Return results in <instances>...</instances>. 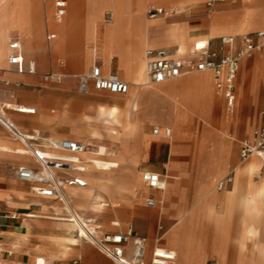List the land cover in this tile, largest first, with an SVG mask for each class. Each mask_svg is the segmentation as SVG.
<instances>
[{"label":"crops","instance_id":"1","mask_svg":"<svg viewBox=\"0 0 264 264\" xmlns=\"http://www.w3.org/2000/svg\"><path fill=\"white\" fill-rule=\"evenodd\" d=\"M206 2L207 0H151V5L171 8L174 12L168 16L156 18L151 24L148 38L146 37V33L142 32L139 37L134 39V46L130 51L128 48L123 47V45H116L114 47H103L102 45L103 59L97 55L98 57L94 61L91 45L93 43L96 45L100 43L98 29L96 30L95 27H93L92 40L89 43L90 61L88 69L91 65L97 63L101 66L103 74L116 73L122 80L128 82V92L120 95H126L130 91H134L139 95V100L144 110L141 106L137 108L138 120L133 124L134 127H142L144 133L151 136L148 127L151 123L156 124V122H151L149 118L156 119V116L152 115L155 111H162L164 114L161 119L164 124L162 126L156 124L154 127H159L161 134L157 136L164 137L165 140L151 136L149 146L142 147L143 145L137 136H132L129 139L126 138V140L123 139L121 144L116 139L118 149L121 147V150L115 170L101 171L90 167L85 171L82 168L80 171H74L73 174L82 178L85 184L83 186H67H76L78 192L75 195H79L84 199L88 198L93 203L97 200L116 202V206L109 204L104 206L100 211L89 210L87 212H90L93 215L90 217L93 218L101 215L104 217V215L106 216L105 211L107 209L118 208L116 213L118 221L113 220L117 225H113L112 221L108 223L109 218H105L103 222L107 229L104 230V227L101 225V231L126 232L131 228L134 237L139 236L144 239L143 264H151L152 252L157 247L175 252V260L168 264H207L210 260H214L216 264H219L215 259L217 257V250L214 248L211 234L197 232L199 228H196V226H200V229H203V226L208 224L203 217L195 213L197 205L207 204L212 197L213 204L218 213L217 217L220 218L227 207H232L236 203L235 194L240 189L241 192L250 198V206L264 207V167H261L260 159L255 155L243 161L240 159L241 141L249 138L252 131L262 124L261 107L264 105V47L252 51L240 60L241 64L244 58L251 57L255 51H259L261 54L255 56L254 66L251 64V68L254 69V75L250 81L243 85V90L239 92V96L237 97L239 65L235 79V102L231 109L228 108L223 97L215 94L212 73L210 71H203V73H210V82L213 95L216 98V105L218 104V100H221L224 106L223 110L236 113V118L238 116L239 98L248 95L252 105H254L262 95L258 123L252 127L246 136L239 140L237 156L233 152L225 154L219 151H215L213 155L197 154L193 153V151L192 153H184L186 148L182 142H185L191 136L188 132L176 134V131L178 129L182 130L184 127L186 129L189 128L192 120H196L200 124L202 123L198 117L190 118L188 115H186L188 120L184 122L183 127L176 128L173 132L178 139L176 142L181 146L171 154L166 139L172 137V128L167 124L168 118L166 113L172 107V98L166 93H156L154 90L143 85L146 83L144 50L148 47L164 48L173 56L188 57L189 55L186 54H177L179 45L192 46L193 49L205 46L211 50H216L220 44V37L229 35L233 38V42L228 45V49L230 52H235L239 49L240 39L244 35L250 36L254 43L259 42L255 34L257 31L264 29V0H223L215 2L210 9L207 8ZM51 3L54 10L53 0H51ZM140 3L142 12V9L148 3L147 0H141ZM68 6L69 0H67L66 14L59 23L53 20L52 10L50 22L57 25L61 24L68 13ZM108 8L114 12V20L109 24L103 23V25L114 23L116 18L114 7L109 6ZM105 10L101 14L102 21ZM152 20L154 19H149L146 16L145 21H142L146 24ZM120 23L110 28L109 32H118L120 31V27H122L121 34L123 35L126 26L123 23L120 26ZM45 29L46 41L51 42L57 39V32L49 28L46 20ZM50 32H55L56 38L48 40L47 35ZM184 34L188 36H183ZM37 36V32H33L31 38L34 39ZM15 39H18L20 42V51L24 63L29 59L35 61L36 74H29L27 72L17 73L15 67L8 63V56L7 59H0V102L4 100L2 103L14 102L22 104L34 111L32 113L18 112L8 108L6 109V115L7 110H10L8 112L10 117H8L21 132L37 133L40 136V140L36 143L37 147L40 150L52 153V155L66 157L68 154L52 150L49 147V138L57 140L69 138L84 142L89 146L85 140L71 137L72 135H76L75 132L62 134L57 129L76 128V120L78 118L77 99L83 97L91 100L90 97L85 95L94 96L96 95L95 91L104 90L90 89L88 93H80L77 90L76 78L80 73H56L60 72L61 65L64 63L58 57V54L61 52L54 55V59L49 51L37 50L32 52L33 56L40 63V70L42 72H39L36 59L24 56L20 41L22 38L19 36V38L15 37ZM146 42L151 43L147 45ZM45 54H49L51 59L54 60H50L46 71L47 64L45 65L43 61ZM245 64L250 65V59L244 60ZM48 72H52L58 75V77L60 76V79H44L42 75ZM197 73L182 75L173 80ZM61 76H72L76 79V84L73 85V81L70 78L62 82ZM53 81L62 82L57 87L67 90L73 89L75 93L56 94L52 90L54 85L51 83ZM94 101L96 108V104L100 102ZM122 101L123 99L119 101V105H121ZM100 104L106 106L112 105H107L109 103L106 102ZM66 105L68 107L65 108ZM214 107L210 110V113L213 112ZM224 123L228 124L231 122ZM87 126L88 124L86 125L83 121H80V125L78 126L85 129V135L88 131ZM91 127H93L92 124ZM224 127H227V125ZM166 128L171 129L169 137L163 134ZM211 128L216 129L214 127ZM204 132L205 130H203L202 126L201 135ZM105 137L108 138L106 134ZM196 140H194V144ZM162 143H166L168 146L166 156H163L162 159L159 158L158 163L150 162L151 157L155 158L156 155L160 157L161 151H159V145ZM19 146L24 147L17 138H14L0 124V264H116L94 244L76 239L73 235L75 229L71 217L57 203L59 199L38 195L31 189L29 183L17 178L16 169L19 166L36 167L37 165L29 153L17 152V147ZM93 156L92 160H95ZM138 156L144 158H141L137 162ZM81 162L78 160L79 166H83L84 162ZM166 163H171L169 172L172 178H169L167 175ZM146 170L155 171L165 178L166 186L163 191L150 188L142 179V172ZM229 173L232 174V182L220 190L217 189L216 183ZM142 183L146 189L143 188ZM67 187H65L63 196ZM200 187L203 189L201 191L205 196L203 195L204 198L196 204ZM212 188H214V193L206 194ZM119 190L122 191L121 195L118 194ZM165 191L164 197L163 193ZM70 194L73 193L70 192ZM148 198H153L155 205L148 206L146 204ZM60 201L62 202V200ZM49 213L52 215H49ZM58 214H66L68 217L57 216ZM108 224L112 228H108ZM257 232L259 236L264 237V229L260 227ZM231 253L233 251L227 248L229 258L231 257ZM132 255L133 245L130 239L125 244L124 256L127 259H131ZM218 255L220 256L219 251ZM254 264H264V254L257 253Z\"/></svg>","mask_w":264,"mask_h":264},{"label":"rangeland","instance_id":"2","mask_svg":"<svg viewBox=\"0 0 264 264\" xmlns=\"http://www.w3.org/2000/svg\"><path fill=\"white\" fill-rule=\"evenodd\" d=\"M4 1L5 0H0V36H4L3 44L0 45L1 56H2L3 52H8V53L10 52L8 49V41L12 38H15V37L19 38V36H20L22 38V40H20L21 45H22V49L24 52V56L26 58H35L36 61L38 62V59L35 56H33V54H32V52L37 51V50L49 51V53L53 57V59L55 57L54 55H56L58 52H61L58 54V57H60L64 63H63V65H61V70H59L60 72H56L58 74L81 73V72H86L88 70V65H89V61H90L89 43L92 40L93 27H94L95 23H97V26H98V34H99V40H100V43H97L98 45H97V51L96 52H97L98 56L102 55V51H101L102 45H103V47H105V46L114 47L116 45H123V47L128 48L130 51L131 48L134 46V42H135L134 39L139 37V35L142 34V32L146 33L147 38L149 36V32L146 29V25L150 21L147 22L146 24H144L143 21H145V18H146L145 11H146L147 7L149 5H151V3L147 4L146 7H144L142 9V12H141V8H142L140 5L141 0H121L122 4L126 7L127 17L126 18L125 17L122 18V16L120 17L118 11L114 8L116 18H115L114 23H112L110 25H103V21L101 19V14H102V11L104 9H110L108 7L112 6L111 5L112 0H107L106 4L101 8L99 15L94 20L95 23H94V21H91L90 25L84 26L83 17H82L83 15L81 14L82 12H79V9H77L74 12L70 11V14L67 13V19L66 20H68V21H66V25L64 26L65 37L63 35L62 26H60L59 24L57 25V24H53V23L48 25L49 28L54 29L58 34L57 35L58 40L56 39V40H53L51 42H48L45 40V38H46L45 37V34H46L45 20L47 18L48 19L51 18V14H52V10H53L51 0H48L49 4H50V11H49L48 15L45 16L43 10H41L42 14L37 18V24L40 27L35 26V25L33 26V24L31 25V23H30L29 25L27 24L26 26H24L22 28L19 24L14 23L15 22L14 20L16 19V17H12V14L10 15V13H8V10L5 9V6L3 5ZM9 1L11 2L12 6L16 7L18 0H9ZM27 5H28V7L30 5L28 3V1L23 3L22 6L27 7ZM28 7H27V9H28ZM167 9H171V8H167ZM70 17H71V20H70ZM141 17H142V19H141ZM154 20H156V19H154ZM154 20H152V21H154ZM119 22H121L120 26L122 23L124 24V26H126L125 31L123 32V35L121 34L122 27H120V31L110 33L109 29L112 28L113 26L117 25ZM38 30H39V33L37 34L38 36L36 38L32 39L31 36L33 35V32L36 33V31H38ZM191 47L192 46L187 47L186 50L188 51L189 48H191ZM85 54H86V58H85ZM256 55H261V54L259 51H255L251 57H246L241 61L240 69H239L238 76H237V90H236L237 91V97L239 96V92L241 90H243V85L246 84L248 81H250L254 75V69L251 68V64L254 66V58ZM74 58L80 59V61L82 62L81 65L75 66L72 62H70L71 60L73 61ZM1 59H3V58H1ZM4 59H6V58H4ZM53 59H51L49 54L44 55L43 61H44L45 65L47 64L45 71L48 69L50 60H53ZM247 59H250V65L249 64L244 65V60H247ZM84 63H85V66L83 67ZM54 70L56 71V69H54ZM38 71L42 72L40 70V63L39 62H38ZM202 73L203 72H198L197 74H202ZM188 77L189 76L184 77V78H180V79H176V80H173L170 82H158V83H146V84H144V86H149V89L154 90L156 93H166V94L170 95L172 98V107L170 109L172 111V113H171V116L169 117V122H167L169 127L172 128V137L166 139L167 143L169 144L170 153L173 154V150L176 148V146H179V147L181 146L180 144L178 145V143L176 142V140H178V139H177L175 133H173V132L176 130V128H181L184 125L183 121L185 122L188 120L185 117L186 115H188V117H190V118L195 117V116L198 117L200 119V121L203 123V125H202V123L201 124L198 123L196 120H192L189 128L186 129V127H184L182 130L178 129L176 131V134H185L188 132L191 136V138L187 139L185 142H182V144H184L185 148H186V151L184 153H192V151H193V153H197V154L201 153V154L213 155V153L215 151H219V152L225 153V154H228L227 151H230L229 153L233 152L237 156L238 147H239V140L242 139L244 136H246L249 133V131L252 129V127L258 123L259 108H260V104H261V100H262V95H261V97H259V100L254 105H252V102L248 98V95L239 98V105H238V109H237V112H238L237 118H236V113H233V112L230 113V112L223 110L224 106H223V102L221 100H218L217 105H216V100H213V102H211L209 104L210 110L213 109V107L216 105L214 107L213 112L210 113V111H208V109L206 108V105H204L199 100H194L192 98V97H194V98L196 97V95H194L195 93L192 95V97L190 96V98H188L187 93L184 91H166L163 88L164 85H170L171 83L176 82V81H183V80L186 81V78H188ZM61 78H62V82H64L65 80H68L70 78L73 81V85L76 84V79L73 78L72 76H66V77L61 76ZM62 82L58 83L57 81H53L51 83L52 85H54L52 87V90L56 94L60 93V95H65L64 93H67V94L68 93H71V94L75 93V91L73 89L67 90V89H61V87H57L60 84H62ZM211 92L213 93L212 90H211ZM76 94L83 95L80 93H76ZM95 94L96 95H94V96L93 95L92 96L85 95V96L90 97L91 100L87 99V98H83V97H79L77 99L76 106H77V110H78V112H77L78 118L76 120V123H77L76 128H72V129L59 128V129H57V131L61 132L62 134H68L69 132H75L76 135H72L71 137L84 140L85 139V129L79 128L78 126L80 125V121L84 122L83 116H84L85 110H87L90 105H95L94 100H96L100 103L106 102V103H109L107 105H110V104L114 103V101L117 99L120 101L122 99L125 100L126 98L134 97V95H136V97L138 96V94L135 93L134 91H130L126 95L112 94V93H109L107 91H95ZM92 99H94V100H92ZM118 100H117V102H119ZM7 103H9V102H7ZM10 103H14V102H10ZM140 106L144 110L142 103L139 100L138 107H140ZM66 107H68V106L66 105L65 108ZM9 111L10 110H7V116L10 117V115L8 113ZM143 112H142V114H143ZM209 113H210V115L208 117ZM152 115H153V113H152ZM207 118H208V120H207ZM134 119L136 121L138 120L137 111L134 113ZM149 119L151 120V122L152 121L156 122V124L158 126H162L164 124V122H162L161 120H159L157 118L156 119L149 118ZM224 122H226V123L231 122V123L225 124ZM207 123L209 126L214 127L216 129L209 127L207 125ZM156 124L151 123L148 127V131L151 133V136H154L153 127L156 126ZM225 125H227V127H224ZM202 126H203V130H205L203 135H201L202 134ZM217 129H219V130H217ZM120 133L121 134L118 138V142H120L119 144L122 143L123 139L126 140V138L129 139L132 136L138 137L141 144L143 145L142 147H147V143H150V137L151 136L148 134H145L144 131L142 130V127H139L137 129L132 130V128L130 126H128L126 129H120ZM46 135H44V136H46ZM198 136H200L199 139H197ZM154 137L161 138V139L165 140L164 137H158L157 135H155ZM231 137H232L233 141H231L232 140ZM194 140H196L195 144H194ZM118 142L116 141L115 143H112L111 141L104 139V141L102 142L103 150L95 153L93 156V158L95 159V160H93V162L97 164L99 170H101V171H112V170H115L117 168L118 156L120 155V150H121V147L118 149V145H117ZM143 142H146V143H143ZM232 142H233V144H232ZM231 144H232V147H231ZM193 147H194V149H193ZM159 148H160L159 151H161L160 157L158 155H156L155 158L151 157L152 160L150 159V162L158 163L159 158L162 159L163 156H166V154L168 152L167 144L162 143L159 145ZM109 149L113 150V154L110 155L106 152V150H109ZM52 150L57 151V152H62V151H59L57 149H52ZM141 150H140V152H141ZM85 152H86V150L84 152H82L79 156H82ZM141 158H144V157L138 156L137 162H139V160ZM160 162H161V160H160ZM166 168H167L168 177L172 178V175L169 172V170L171 169V163H166ZM142 185H143V188H145L143 183H142ZM201 190L203 191V189L200 187L199 192H202ZM212 190L208 191V194L209 193L213 194L214 188H212ZM165 194H166V191L163 193L164 197H165ZM105 199H106V197H105ZM211 199H212V197H211ZM212 200L210 201V206L215 207ZM57 202L61 203V205H62V202L60 200H58ZM195 203L196 204L199 203V200L197 199V201ZM111 206H116V202H113V204ZM198 206H200V204L197 205V207ZM62 209L65 210L63 207H62ZM117 211H118V208L107 209L105 211L106 216L104 215V217L103 216H99V217L94 216V217L96 218L97 222L100 223L104 227V230H106L107 228L104 225L103 219L109 218L108 223L110 221H113V220L118 221V219L116 218ZM84 213H85L84 215L93 216L90 212H84ZM49 215H52V214L49 213ZM198 215L203 217L207 221L206 217L203 214H198ZM57 216L68 217V215H66V214L65 215L64 214H58ZM207 223H208V221H207ZM108 228H112L111 225H109ZM196 228H199L197 230V232H204L205 234L206 233L212 234V230H213L209 223L207 225H204L203 229H200V226H196ZM222 239H224V242H225V245H224L225 251L224 252L227 254V248L228 249L232 248L231 250L234 252V248H233V245L231 243L230 238H226L224 235ZM225 246H226V249H225ZM218 251H219V249L216 251L217 257L215 258L217 261L220 260V257L218 255ZM233 256L235 257L234 264L236 263L235 261H237L236 264H240L238 262L242 260V256L241 255L238 256L239 258L236 257L234 254H233ZM218 263H219V261H218Z\"/></svg>","mask_w":264,"mask_h":264},{"label":"built area","instance_id":"3","mask_svg":"<svg viewBox=\"0 0 264 264\" xmlns=\"http://www.w3.org/2000/svg\"><path fill=\"white\" fill-rule=\"evenodd\" d=\"M218 1L223 0H207V8L210 9ZM53 5V20L59 23L66 14L67 0H53ZM173 12L172 9L150 5L147 7L145 14L149 19H156L160 16H168ZM103 17L104 22H109L112 19V14L110 11H105ZM255 35L259 39L258 43H254L250 36L244 35L240 39L239 49L235 52H230L228 49V45L233 42V38L229 35L220 37V44L216 50H211L205 46L195 47L188 57L173 56L164 48L148 47L144 50L148 80L151 83H158L195 71H210L214 79L215 94L223 97L228 108L231 109L235 102V79L240 60L252 51L264 47V29L257 31ZM54 38H56L55 32L48 33V40ZM8 48L10 50L8 63L15 67L17 73L36 74L33 59H29L24 63L18 39H11ZM42 76L46 80L60 79V76L57 77L52 72L45 73ZM76 78L77 90L80 93H88L90 89H95L113 94H125L129 89L128 82L122 80L116 73L103 74L101 66L97 63L91 65L86 72L78 74ZM6 109H8V106L0 102V124L24 145L26 151L37 164L36 167L19 166L16 169L19 180L29 183L36 194L59 200L63 198L65 187L71 185L83 186L85 184L82 178L73 174L76 170H82V167L78 165L77 158L87 148L84 142L69 138L49 141L51 149H57L68 154L66 157L51 155L37 147L36 143L40 140L37 133H21L14 122L6 115ZM12 109L18 112L32 113L34 111L33 109L27 111H23L21 108ZM261 115L262 124L252 131L249 138L241 141L240 159L243 161L255 155L260 159L261 167H264V105L261 107ZM153 133L159 134V128L154 127ZM163 134L169 137L171 129L166 128ZM141 177L150 188L157 191H163L166 186L165 178L155 171L146 170L142 172ZM231 182L232 174L229 173L216 183V188L220 190ZM146 204L153 206L155 200L148 198ZM79 222L83 226V232H73L77 240L94 244L116 264H143L144 239L139 236L134 237L131 228L126 232L101 231V224L90 216H84L82 220L79 219ZM111 223L117 225L114 221ZM130 239L133 245V255L131 259H127L124 256V248ZM175 258L176 254L173 250L157 247L152 252L151 264H168L173 262ZM207 264H216V262L210 260Z\"/></svg>","mask_w":264,"mask_h":264},{"label":"bare ground","instance_id":"4","mask_svg":"<svg viewBox=\"0 0 264 264\" xmlns=\"http://www.w3.org/2000/svg\"><path fill=\"white\" fill-rule=\"evenodd\" d=\"M26 1H28V3L30 4L29 7L27 5L28 9L26 6H22L23 3H25ZM106 2L107 0H82V1L81 0H69L68 13L70 14V11L74 12L77 9H79V12H82L81 14L83 15L82 17H83L84 26L90 25V22L96 19V17L99 15L101 11V8L106 4ZM147 3L150 4L151 0H147ZM3 5L5 6V9L8 10V13H10V15L12 14V17H16V19L14 20L15 21L14 23L19 24L21 28L26 26L27 24L29 25L30 23L31 25L33 24V26L34 25L39 26L37 24V18L42 14L41 10H43L45 16H47L50 11V4L48 0H18L16 7L12 6L9 0H5ZM111 5L118 11L120 17L121 16L122 18L127 17L126 7L122 4L121 0H112ZM105 11H110L112 14V19L109 22H104V17H103V23L109 24L113 22L114 20V12L111 9H106ZM71 17H70V20H71ZM66 19H67V15L64 21L61 24H59L60 26H62L64 37H65L64 26L66 25V21H68ZM46 20H47L48 25H50L51 24L50 19L47 18ZM154 21H150L151 23L149 22L146 25V29L149 33L151 31V24ZM94 27L96 28V30L98 29L97 23H95ZM36 32L38 34L39 30ZM185 35L186 34H184L183 36ZM3 39H4V36H0V45L3 44ZM150 43L146 42L147 45H150ZM91 48H92V56L94 55L93 57L95 61V58L98 57L96 53L97 45L93 43L91 45ZM186 49H187V46L179 45L177 48V54L189 55L193 47L189 48L188 51ZM7 56H8V52H3L2 56L0 53V57L3 59L4 58L7 59ZM99 57L103 59V55H100ZM85 58H86V54H85ZM72 62L75 66H79L82 63L80 59H76V58H74ZM195 72H203V71H195ZM195 72H191V73H195ZM144 74H145L146 83H151L148 80V77L146 74V67H144ZM55 76L58 77V75H55ZM134 79H137V78H134ZM173 79H169V80H173ZM210 79H211L210 73L208 72L203 73V74H194V75L189 76L186 79V81L185 80L176 81V82L171 83L170 85H164L163 88L166 91H184L187 93L188 98H190V96L192 97V95L195 93L194 95H196V97L195 98L192 97V98L194 100H199L200 102H202L204 105H206V108L208 109V111H210L209 104L213 102V100H216L213 93L211 92L212 85H211ZM138 97L139 95L137 97L136 95H134V97L126 98L125 100L121 102V105H119V102L117 101H115V103L110 106H106V105L99 103V104H96L97 105L96 108L94 105H90L89 108L85 110L83 120L86 125L88 124L87 126L88 131H87V134L85 135L84 140L89 144V146H87L86 152L82 156H79L77 158L79 161L84 162L83 166L82 165L81 166L82 168H84L85 171H87L88 168L90 167L93 169L99 170L97 164L94 163L92 160V155L103 150L102 142L104 141V139H107L111 141L112 143H115L116 139L118 140L121 134L120 129H126L128 126H130L132 130L138 128V127L133 126V124L137 122L134 119V113L136 112L138 104H139ZM5 104L8 106V108H11V109L21 108L23 109V111H27L30 109V107L22 105V104L10 103V102L5 103ZM171 113H172L171 110L166 113L167 118H168L167 122H169V117L171 116ZM153 115H155L157 119L161 120L164 114L162 111H155V113L153 112ZM91 124L93 125V127H91ZM21 133L28 134L26 132H21ZM105 134L108 136V138L105 137ZM155 135H158V134H154V136ZM48 140L50 142H53V141H56L57 139L49 138ZM143 143H146V142H143ZM147 146H149V143H147ZM178 147L179 146H176L173 152ZM17 152L28 153L26 149L22 146L17 147ZM106 152L110 155L113 154L112 149L106 150ZM229 152L230 151H227L228 154ZM50 154L52 155V153ZM253 169H254V165H253ZM236 190H237V187H236ZM70 192H72L73 194H70ZM76 192H78V188L76 186L67 187L65 191V195L62 198V205L59 202L57 203L60 205L61 208L63 207L65 211L71 217V221L73 223L75 232L79 231L80 233H82L83 226L79 222V219L82 220L85 214L84 212H87L89 210L100 211L102 210L104 206L109 205V204L112 205L113 202L112 201L106 202L105 200H97L96 202L93 203L88 198L84 199L80 197L79 195H75ZM236 193H237L235 194L236 203L232 207H227L225 212L220 216V218L217 217L218 213H217V210L215 209L216 207L210 206V201L212 200L211 198L207 204L205 205L200 204V206H198L195 209V213L203 214L213 229L211 236L213 239L214 248L216 250L219 249V252H220V256H219L220 260H218L219 264H234L235 257L233 256V254L236 257L240 255L242 256V260L241 261L238 260L239 261L238 263L240 264H254L256 254L257 253L264 254V237L259 236L257 232L260 227L264 229V207L250 206L249 205L250 198H248L246 194L241 192L240 189L239 191H236ZM118 194L121 195L122 191L119 190ZM206 194H208V192H206ZM203 195L205 196V194H203L202 192L198 193L199 201H201V199L204 198ZM224 235L226 238H230L231 243L234 248V252L231 253L230 258L228 257V254L224 252L225 242H224V239H222ZM235 262L237 263V261ZM132 264H135V263H132Z\"/></svg>","mask_w":264,"mask_h":264}]
</instances>
